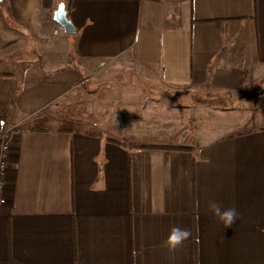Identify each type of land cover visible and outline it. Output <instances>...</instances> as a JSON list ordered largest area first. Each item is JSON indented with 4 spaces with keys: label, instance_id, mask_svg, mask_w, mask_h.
Listing matches in <instances>:
<instances>
[{
    "label": "crops",
    "instance_id": "1",
    "mask_svg": "<svg viewBox=\"0 0 264 264\" xmlns=\"http://www.w3.org/2000/svg\"><path fill=\"white\" fill-rule=\"evenodd\" d=\"M61 2H0V263L264 264V124L188 144L56 109L98 61L120 57L172 89L264 90V0H72L73 34L54 19ZM209 200L240 218L224 228ZM173 225L192 236L170 253Z\"/></svg>",
    "mask_w": 264,
    "mask_h": 264
},
{
    "label": "rangeland",
    "instance_id": "2",
    "mask_svg": "<svg viewBox=\"0 0 264 264\" xmlns=\"http://www.w3.org/2000/svg\"><path fill=\"white\" fill-rule=\"evenodd\" d=\"M86 75L88 80L68 93L56 109L85 120L99 118L100 125L114 122L121 129L120 136L134 139L142 134L152 138L157 132L173 140L185 135L192 144L201 142L205 135L214 137L236 130L242 121L246 127L264 124L262 111L243 99L247 91L263 95L264 90L257 86L229 93L172 89L133 68L127 57L98 61ZM2 120L0 134L9 130Z\"/></svg>",
    "mask_w": 264,
    "mask_h": 264
},
{
    "label": "clouds",
    "instance_id": "3",
    "mask_svg": "<svg viewBox=\"0 0 264 264\" xmlns=\"http://www.w3.org/2000/svg\"><path fill=\"white\" fill-rule=\"evenodd\" d=\"M206 210L214 215L224 228L232 227L237 222L240 215L235 207L223 208L218 202L209 200L206 205ZM163 214V213H161ZM192 236L190 229L173 225L169 230V235L162 242L170 253H174L177 249L182 247L186 241Z\"/></svg>",
    "mask_w": 264,
    "mask_h": 264
},
{
    "label": "trees",
    "instance_id": "4",
    "mask_svg": "<svg viewBox=\"0 0 264 264\" xmlns=\"http://www.w3.org/2000/svg\"><path fill=\"white\" fill-rule=\"evenodd\" d=\"M72 0H65V7L69 14V11L71 9ZM243 99L249 100L251 102L253 108L259 109L264 114V94L262 95L261 92H251L247 91L243 94ZM3 121V120H2ZM109 140L112 142L123 146L128 145L135 149H141V148H155V149H166V150H179V151H194L196 149L195 145H183V144H141V143H128L127 141H124L123 139H118L114 137H110ZM192 180L195 181V159L192 163ZM0 264H23L20 262H17L15 260H8L5 262H1Z\"/></svg>",
    "mask_w": 264,
    "mask_h": 264
},
{
    "label": "built area",
    "instance_id": "5",
    "mask_svg": "<svg viewBox=\"0 0 264 264\" xmlns=\"http://www.w3.org/2000/svg\"><path fill=\"white\" fill-rule=\"evenodd\" d=\"M1 122V116H0ZM0 204L2 203L1 191L4 184L5 175L8 168V156H9V130H6L0 134Z\"/></svg>",
    "mask_w": 264,
    "mask_h": 264
},
{
    "label": "water",
    "instance_id": "6",
    "mask_svg": "<svg viewBox=\"0 0 264 264\" xmlns=\"http://www.w3.org/2000/svg\"><path fill=\"white\" fill-rule=\"evenodd\" d=\"M2 0H0L1 2ZM55 21L63 28L66 34H73L76 28L73 22L68 17V12L66 10L64 2L59 3L58 8L54 13Z\"/></svg>",
    "mask_w": 264,
    "mask_h": 264
}]
</instances>
